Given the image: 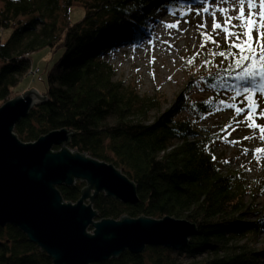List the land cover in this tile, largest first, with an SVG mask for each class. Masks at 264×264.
<instances>
[{
	"label": "trees",
	"instance_id": "1",
	"mask_svg": "<svg viewBox=\"0 0 264 264\" xmlns=\"http://www.w3.org/2000/svg\"><path fill=\"white\" fill-rule=\"evenodd\" d=\"M159 1L0 0V31L10 29L6 42L0 43V107L17 97L18 84L30 75L32 54L62 49L45 75L46 88L40 94L47 101L14 127L19 141L32 143L56 129L73 131L68 149L114 165L135 184L136 205L99 194L92 205L97 220L171 217L196 227L184 249L147 247L141 254L126 251L97 264H264V217L247 220L254 208L245 201L249 188L235 173H222L225 163L215 151L223 138L201 126L211 115L236 107L248 110L243 94L237 96L241 81L233 77L238 72L225 71L231 57L212 55L228 51L229 45L208 43L201 67L196 55L187 58V71L200 67V77L165 111L160 96L141 95L134 85L118 81L106 58L119 45L136 44L143 37ZM193 3L166 4L172 9ZM72 6L84 9L83 20L74 24L69 22ZM196 84L210 96L191 100L189 88ZM84 187L77 181L58 190L63 202L76 203ZM0 264L52 260L8 225L0 228Z\"/></svg>",
	"mask_w": 264,
	"mask_h": 264
},
{
	"label": "water",
	"instance_id": "2",
	"mask_svg": "<svg viewBox=\"0 0 264 264\" xmlns=\"http://www.w3.org/2000/svg\"><path fill=\"white\" fill-rule=\"evenodd\" d=\"M46 101L32 89L0 107V228L18 229L52 264L105 263L147 247L186 248L197 230L185 220H96L92 205L99 194L136 205V186L114 165L68 149L73 131L56 129L32 143L19 141L14 127ZM77 181L85 184L79 200L63 202L58 187Z\"/></svg>",
	"mask_w": 264,
	"mask_h": 264
},
{
	"label": "rangeland",
	"instance_id": "3",
	"mask_svg": "<svg viewBox=\"0 0 264 264\" xmlns=\"http://www.w3.org/2000/svg\"><path fill=\"white\" fill-rule=\"evenodd\" d=\"M169 1L160 0L157 3V10L150 12L152 19L149 20V28L136 44L123 43L106 56L116 69L118 81H122L125 85H134L141 95L160 96L162 111L167 110L172 101L185 92L190 82L200 77L202 65L200 57L201 54L208 52L207 47L201 48V33L211 34L216 44L220 46L229 45L231 42L225 40L224 33L219 29L212 32V17L200 8L201 0H193L192 5L185 7L177 4L172 9L167 7L166 3ZM204 3L209 7L210 12L224 8L229 15H235L233 8L238 9L234 0H227V3L224 0H216L215 3L204 0ZM83 10L80 6H72L69 11V22L74 24L83 20ZM197 10H200V15H196ZM216 22L221 24L224 22V16L220 12H216ZM233 23L236 24L238 21H233ZM168 24H174L177 27L169 29ZM201 24L206 27H198ZM236 30L239 31V29ZM9 36L10 29L0 31V43H5ZM255 39L256 33L254 32V42ZM197 53H199L198 57H196ZM194 55L200 67L188 72L185 61ZM61 56L62 49L53 53L44 49L32 54L31 67L33 70L39 69L40 72L33 77L28 75L22 78L16 88L17 96L32 89L43 93L46 88L45 75ZM189 89L191 100L209 97L211 94L200 84ZM256 94L254 103L258 105L256 111L259 116V112L264 111V94H261L260 89L256 90ZM246 114L247 110L239 115L236 114L235 109L221 112L203 120L201 126L206 128L210 135L221 134L223 140L217 143L215 152L224 163L227 161L222 168V173L227 171L235 173L239 180L249 188L245 201L248 204L252 203L254 208L247 220L254 221L264 217V193L262 192L264 153H256L257 148L264 149V141L259 139L258 129L248 127ZM257 123L264 126V119L257 118ZM245 137L249 138L245 139ZM88 232L91 233V229H88ZM260 240V244H264V236ZM179 260L182 263L188 262L182 258Z\"/></svg>",
	"mask_w": 264,
	"mask_h": 264
},
{
	"label": "snow or ice",
	"instance_id": "4",
	"mask_svg": "<svg viewBox=\"0 0 264 264\" xmlns=\"http://www.w3.org/2000/svg\"><path fill=\"white\" fill-rule=\"evenodd\" d=\"M209 2L215 3L216 0H209ZM224 2L227 3V0ZM234 4L238 5V9L233 8L235 15H229L224 8L210 12L204 0H201L200 8L212 17V32L219 29L224 33L225 40L231 41L228 51L213 52L212 55L223 57L225 60L231 57L233 62L225 71L238 72L233 78L241 81L237 96L243 94V99L248 101V110L245 116L248 127L258 129L259 139L264 141V126L257 123V118L264 119V111L259 112V116H257L258 105L254 103L257 89H261V94H264V87H262L264 86V0H259L258 4L257 0H234ZM189 12H191V8H189ZM216 12H220L224 16L223 24L216 22ZM196 15H200V10H197ZM233 21H238V23L234 24ZM167 27L173 29L177 25L168 24ZM198 27L204 28L206 25L201 24ZM254 32L256 33L255 42L253 40ZM201 37V48H205L208 43L216 44L208 32L201 33ZM169 46L171 47V45ZM217 47L219 46L217 45ZM233 49L236 51H232ZM188 63H192V61L189 60ZM235 112L239 115L244 112V109L236 107ZM248 138L245 137V139ZM256 153H264V149L257 148ZM212 159L215 160L216 157L213 156Z\"/></svg>",
	"mask_w": 264,
	"mask_h": 264
},
{
	"label": "built area",
	"instance_id": "5",
	"mask_svg": "<svg viewBox=\"0 0 264 264\" xmlns=\"http://www.w3.org/2000/svg\"><path fill=\"white\" fill-rule=\"evenodd\" d=\"M39 72H40L39 69H34V70H33V69L31 68V70H30V76L33 77V76H35L36 74H39Z\"/></svg>",
	"mask_w": 264,
	"mask_h": 264
},
{
	"label": "bare ground",
	"instance_id": "6",
	"mask_svg": "<svg viewBox=\"0 0 264 264\" xmlns=\"http://www.w3.org/2000/svg\"><path fill=\"white\" fill-rule=\"evenodd\" d=\"M259 0H257V4H258Z\"/></svg>",
	"mask_w": 264,
	"mask_h": 264
}]
</instances>
